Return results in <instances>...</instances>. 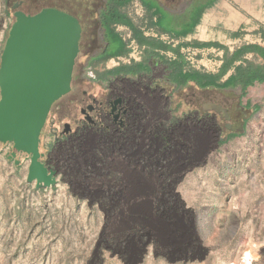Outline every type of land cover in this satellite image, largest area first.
Wrapping results in <instances>:
<instances>
[{
  "label": "rangeland",
  "instance_id": "obj_1",
  "mask_svg": "<svg viewBox=\"0 0 264 264\" xmlns=\"http://www.w3.org/2000/svg\"><path fill=\"white\" fill-rule=\"evenodd\" d=\"M13 1L7 3V0H0V56L9 28L15 20ZM33 2L37 10L59 5L76 12L67 0ZM104 2L99 0L100 7L96 6L93 11L96 24L91 30L86 28L84 48L88 45L89 34L93 32L98 46L103 47L107 42L100 23ZM109 3L108 6H115V2ZM108 18L116 19L111 15ZM143 32L151 40L157 38L162 43L175 44L152 30ZM123 36L131 52L133 35L123 33ZM154 42L157 43L156 40ZM142 46L135 40L134 47L138 51L135 55L138 59H143L144 54L150 55L157 81L164 88L158 87L159 101L144 95L140 99L151 113L179 122L176 135L171 139L177 147L161 153L163 158L178 159V163L174 169L166 163L161 164L160 169L154 161L151 165H144L143 156L152 157L155 152L149 153L141 141L137 147L129 149L130 154L106 159V172L102 177L108 180L113 173L111 168L120 171L115 173L113 183L121 191V203L125 210L149 216L148 227L157 232L162 240L182 238L187 241L193 235L202 243L204 251L198 258L168 259L156 255L153 246L148 244L144 257L130 258L126 262L112 252L95 251L104 213L89 190L73 180V171L55 164L61 172L57 176V184L37 189L35 182L26 181L30 160L23 158L21 166H18L7 158L9 148H6L0 153V264H264V101L258 109L260 117L251 119L245 125L231 124L224 111H217L210 105L231 103L236 98L234 94L223 93L222 89L213 86L198 91L191 85L172 88L164 81L165 76L169 78L167 73H162L166 69L167 58H172V52H163V60H160ZM185 49L180 47L179 54L174 55L182 57L192 68L212 69L203 65L197 57L188 59ZM78 59L77 72H80L86 64V53L83 52ZM113 63L94 61L89 68L90 74L99 78V74H103ZM66 99L55 103L53 108ZM166 100L168 106L164 108L162 105ZM197 110L205 111L206 128L194 136L189 134L188 128L204 124L203 120L198 121ZM237 113L233 111V116ZM147 134L146 131L144 142L148 141ZM182 147L193 151L187 162L182 161ZM122 150L125 152L126 148ZM170 172L174 180L167 184ZM160 190H171L174 199L182 206L180 213L172 214L174 222H169L167 215L158 214L153 209L152 198ZM120 224L121 227L126 226L123 221ZM247 252L250 254L248 259L245 257Z\"/></svg>",
  "mask_w": 264,
  "mask_h": 264
},
{
  "label": "trees",
  "instance_id": "obj_2",
  "mask_svg": "<svg viewBox=\"0 0 264 264\" xmlns=\"http://www.w3.org/2000/svg\"><path fill=\"white\" fill-rule=\"evenodd\" d=\"M119 4L108 6L105 9L107 13H102L104 20L101 16V23L106 29L111 46L113 45L114 47L113 51L107 54V57L126 56L129 53L127 43L122 40V35L112 26L114 22L129 26L133 37L139 44L150 47L156 45L155 42L147 39L131 20L126 19L119 9L122 5ZM109 15L116 19L109 20ZM173 65L176 68L175 70L179 71L182 69L181 64L174 63ZM144 67L143 63H139L132 66L125 65L109 69L101 74V78L106 79L108 74H116L122 70L126 73L136 74L143 70ZM170 80L178 84L196 81L202 87L213 86L220 88L231 85L230 81L224 85H219L216 77L196 70H191L188 74L179 73L175 78L171 77ZM247 86L245 85V87ZM124 94L127 102L132 107L139 106L138 111L141 114L140 131L136 130L138 124L134 126V110L131 111L132 113L128 117L130 123L128 130L135 132L140 137L139 139L133 142V133H130L132 136H128L129 132L127 129L121 132L117 127H111L109 134L103 128L84 129L78 136H71L64 142L55 144L52 148L50 159L54 165L56 164L63 169L73 171V177L71 176L73 180L89 190L90 196L99 203L104 213V223L96 241L95 251L112 252L115 255H119L126 262L130 258L140 259L144 257L147 248L145 246L151 244L156 255H161L168 259L198 258L204 251V246L196 236L192 235V238L187 241L182 240V238L168 241L162 240L157 232L148 227L151 221L149 216L132 214L125 210L126 208L121 203V191L113 183L116 180L114 179L115 173H110L108 180L102 177V174L106 172L104 168L106 166L105 155L107 149H111L113 146L118 147L120 144L125 145V153H130L129 149L134 146L137 147L141 141L146 145L147 151L155 150L157 146L159 154H155L154 158L149 157V155L143 156L142 163L144 165H151L154 161L160 166V169H162L161 164L164 163L168 166L170 164V169H174L178 163V159L163 158L161 153L164 154L166 150L177 147L170 140L168 129L170 127L176 129L179 122L173 121L172 124H167L162 115H152L147 105L130 89L127 88ZM209 121L211 122L212 120ZM146 131L150 135H154L157 141L154 142L150 139L144 142L143 138ZM181 153L183 155L182 161L187 162L191 159L193 151L190 148L184 149L182 147ZM170 175H172L171 172L166 178L167 184L174 180ZM152 200L155 212L164 216L167 215L169 222H174L172 214H178L183 210L182 206L174 199L171 190H160ZM122 221L126 224L125 227H121L120 223Z\"/></svg>",
  "mask_w": 264,
  "mask_h": 264
},
{
  "label": "crops",
  "instance_id": "obj_3",
  "mask_svg": "<svg viewBox=\"0 0 264 264\" xmlns=\"http://www.w3.org/2000/svg\"><path fill=\"white\" fill-rule=\"evenodd\" d=\"M122 1L121 13L143 35V30H152L178 44L175 47V44L169 45L154 38L158 42L149 47L160 60H163V52H172V58L166 61L169 77L166 83L169 86L178 89L191 85L198 91L205 87L196 81L178 84L170 78L179 73L188 74L191 70L210 74L218 79L219 85L231 82L229 87H220L223 93L236 96L231 103L238 113L230 119L231 124L245 125L251 119L260 117L258 109L264 101V0ZM120 30L122 35H133L125 24L120 26ZM106 43H110L108 38ZM142 47L146 48V45ZM180 47L191 50L203 65L212 69L190 67L182 57L174 55L179 54ZM155 63L158 64L157 59ZM174 63L181 64L182 69L175 70ZM216 105V110L224 111L226 115V103Z\"/></svg>",
  "mask_w": 264,
  "mask_h": 264
},
{
  "label": "water",
  "instance_id": "obj_4",
  "mask_svg": "<svg viewBox=\"0 0 264 264\" xmlns=\"http://www.w3.org/2000/svg\"><path fill=\"white\" fill-rule=\"evenodd\" d=\"M14 15L0 56V153L9 148L8 159L26 154V181L53 187L57 171L43 162L42 134L53 106L71 90L83 28L58 8Z\"/></svg>",
  "mask_w": 264,
  "mask_h": 264
},
{
  "label": "flooded vegetation",
  "instance_id": "obj_5",
  "mask_svg": "<svg viewBox=\"0 0 264 264\" xmlns=\"http://www.w3.org/2000/svg\"><path fill=\"white\" fill-rule=\"evenodd\" d=\"M110 1L115 2L114 5H116V2H121V0H105V6H102L103 11L101 12L103 20L104 17L102 13H107L105 9L108 7V4H110ZM10 2L11 0H7V3ZM67 2H70L71 5L75 7L76 12H72V10L65 9L59 5H48L37 10V7H35L33 0H14L12 3L14 14L16 11H23L27 14H34L43 8L52 7L61 9L74 15L80 20L82 24L83 33L80 44L81 50L74 67L72 87L70 92L61 98L63 99L67 97L68 99H66V101L61 103L59 106L52 109L51 116H49L47 125L45 126L42 134L41 151L45 154L43 162L48 168L55 169L57 171V176L60 175L61 172L50 159L52 148L55 144L62 143L71 136H78L79 133L84 129L92 130L95 128H103L108 134L111 127H117L121 132L125 131L126 129L128 130L130 126L128 117L129 115H131L132 110H134L135 114L134 126L138 124L136 130L140 131L141 114L138 111L139 106L136 105L132 107V105L127 102L126 96L124 94L125 91L127 90V88L130 89L138 96L139 99L144 95L145 97L149 96L150 99L159 101L158 87L162 89L164 88L162 85L160 86L157 81V76L155 75L156 71L154 70V66L150 60V55L146 56L144 54L143 59H135L130 55L131 52H129L126 56L124 55L107 57V54L112 52V49L114 47L113 45L111 46L110 43H106L103 47L98 46L95 32L89 34V38L87 40L88 45L86 48H84L83 40L86 33V28L88 30H91L93 27H95L96 24V18L93 15V11L96 6H98V8L100 7L99 0H67ZM101 25L103 26L104 33L107 37L105 27L102 23ZM121 25V23L116 22L112 24L113 28H115V30L120 34ZM122 40L127 43V39L124 38L123 35ZM127 46H129L128 43ZM149 47L150 46H147L146 48L149 49ZM83 52L86 53V64L81 68L82 70L80 72H77L79 60L78 58L80 55H82ZM99 60H107V63L110 61H114L113 65L110 67L108 66V69H106L105 72L109 69H115L117 67L125 65L132 66L139 63H143L145 67L143 70L136 74L126 73L124 70H122L121 72H118L116 74H108L106 79H102L100 74L98 78V75L94 76L90 74L89 71L92 63ZM165 72L168 75L166 69L162 70V73ZM168 79L169 78H166V76L164 77V81H167ZM160 98L162 99V97ZM61 99H59L57 102H59ZM226 105L228 107L226 110V115L230 117L229 119H233V111L238 112V109H236V107H234L232 103H228ZM162 106H164V108L168 106L167 100ZM155 108L157 109V107ZM205 111L203 113L200 110H197V113L195 115L198 118V121L200 122L201 120H203L204 124L201 127L199 123L198 125H195L193 129L188 128L189 134L191 133L195 136L196 134L205 131ZM223 113L225 114V112ZM152 115L155 116L157 115V113L154 112L152 113ZM164 118L167 124H172L173 120L171 118L166 116ZM178 126L179 123L176 129H173L172 127L168 129V132L170 133V140L173 138V136L176 135ZM128 132V136H132L130 133L134 134L132 137L133 142L140 138L135 134V132H132L131 130H128ZM145 137H147L148 140L151 139V141H157L156 137L154 135H150L149 133ZM123 147L125 148V145L120 144L118 145V147L113 146L111 149H107L105 155L107 161L112 157L118 158V156L116 155L130 154L125 153L122 150ZM151 151H154V154H157L159 152L157 146L155 150ZM151 151H149V153H151ZM153 156L154 155H152V157ZM28 157L29 156H27L26 154H22L16 156L15 158L20 159V161L22 162L23 158L28 159ZM15 158L10 160L15 163ZM21 162L19 164H15L21 166ZM110 172L120 173V171L115 168H111Z\"/></svg>",
  "mask_w": 264,
  "mask_h": 264
},
{
  "label": "built area",
  "instance_id": "obj_6",
  "mask_svg": "<svg viewBox=\"0 0 264 264\" xmlns=\"http://www.w3.org/2000/svg\"><path fill=\"white\" fill-rule=\"evenodd\" d=\"M160 37L163 38V39H166L168 41H171L170 38L167 37V36H160ZM134 44H135V40L131 41V46L130 47H131L132 51H131L130 55L132 57H134L135 59H138V57L135 55L136 53H138V51H136V49L134 47ZM185 50L187 51L188 59H194L196 57V55H194L191 50H189V49H185Z\"/></svg>",
  "mask_w": 264,
  "mask_h": 264
},
{
  "label": "bare ground",
  "instance_id": "obj_7",
  "mask_svg": "<svg viewBox=\"0 0 264 264\" xmlns=\"http://www.w3.org/2000/svg\"><path fill=\"white\" fill-rule=\"evenodd\" d=\"M249 256H250V254L247 252V253L245 254L246 259H248Z\"/></svg>",
  "mask_w": 264,
  "mask_h": 264
}]
</instances>
